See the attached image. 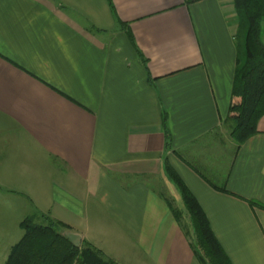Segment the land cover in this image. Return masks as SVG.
Masks as SVG:
<instances>
[{"label": "crops", "instance_id": "crops-1", "mask_svg": "<svg viewBox=\"0 0 264 264\" xmlns=\"http://www.w3.org/2000/svg\"><path fill=\"white\" fill-rule=\"evenodd\" d=\"M238 38L234 0H0V264L26 217L116 264H202L167 166L232 264H264V116L241 146L230 121Z\"/></svg>", "mask_w": 264, "mask_h": 264}, {"label": "trees", "instance_id": "trees-1", "mask_svg": "<svg viewBox=\"0 0 264 264\" xmlns=\"http://www.w3.org/2000/svg\"><path fill=\"white\" fill-rule=\"evenodd\" d=\"M234 6L239 38L232 92L238 100L232 107L230 121L232 137L241 146L259 132L258 123L264 116V0H234ZM167 173L178 186L191 219L192 231L186 225L183 227L200 262L232 264L196 197L170 166ZM251 204L259 205L253 201ZM172 207L182 223L181 210L173 203ZM21 226L24 236L11 249L6 264H116L86 240L74 244L65 234L70 226L62 222L49 219L38 223L35 217H26Z\"/></svg>", "mask_w": 264, "mask_h": 264}, {"label": "water", "instance_id": "water-1", "mask_svg": "<svg viewBox=\"0 0 264 264\" xmlns=\"http://www.w3.org/2000/svg\"><path fill=\"white\" fill-rule=\"evenodd\" d=\"M67 237L72 240V242L76 245H80L81 244V241H80V237L74 233H71V232H67L66 233Z\"/></svg>", "mask_w": 264, "mask_h": 264}, {"label": "rangeland", "instance_id": "rangeland-1", "mask_svg": "<svg viewBox=\"0 0 264 264\" xmlns=\"http://www.w3.org/2000/svg\"><path fill=\"white\" fill-rule=\"evenodd\" d=\"M264 25V24H263ZM264 27V26H263ZM241 40V39H240ZM263 41H264V35H263ZM175 190H177L176 188H175ZM178 194H179V192H178ZM177 205L176 206H178L179 207V209L181 210V211H184V212H186V208H185V205H184V203H183V200H182V197H181V194L179 195V199H177Z\"/></svg>", "mask_w": 264, "mask_h": 264}]
</instances>
